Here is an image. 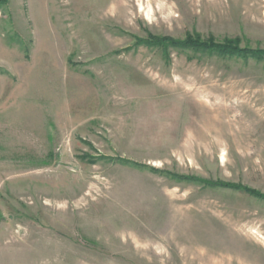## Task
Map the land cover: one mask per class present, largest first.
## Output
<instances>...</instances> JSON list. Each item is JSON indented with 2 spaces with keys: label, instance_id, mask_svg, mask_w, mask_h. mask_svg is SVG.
Masks as SVG:
<instances>
[{
  "label": "rangeland",
  "instance_id": "rangeland-1",
  "mask_svg": "<svg viewBox=\"0 0 264 264\" xmlns=\"http://www.w3.org/2000/svg\"><path fill=\"white\" fill-rule=\"evenodd\" d=\"M237 50L264 0L2 1L0 264H264V57Z\"/></svg>",
  "mask_w": 264,
  "mask_h": 264
},
{
  "label": "trees",
  "instance_id": "trees-1",
  "mask_svg": "<svg viewBox=\"0 0 264 264\" xmlns=\"http://www.w3.org/2000/svg\"><path fill=\"white\" fill-rule=\"evenodd\" d=\"M4 1V0H0V3ZM188 42L191 43L190 46H192L193 48H202V49H207V48H210V49H216V50H219V51H226L228 50V52L230 53H233L235 54L236 53V50H229V49H226V48H220V47H211L212 44H209V46H205L204 43L198 41V40H194L193 42H191L190 40H187ZM188 42H178V41H173V40H169V39H154V42L153 43H156V44H159V45H164V44H168V45H171L173 47H176V46H188L186 43ZM239 51L237 54H246L248 53L247 55L249 56H252V57H256V58H262L264 57V51H247L246 50H237ZM247 191V190H246ZM251 193V192H250ZM253 195H258V194H255V193H251ZM259 196V195H258ZM263 199H264V196H261Z\"/></svg>",
  "mask_w": 264,
  "mask_h": 264
}]
</instances>
